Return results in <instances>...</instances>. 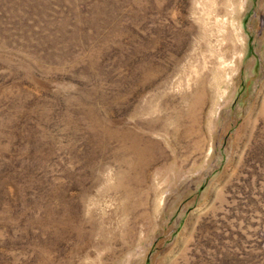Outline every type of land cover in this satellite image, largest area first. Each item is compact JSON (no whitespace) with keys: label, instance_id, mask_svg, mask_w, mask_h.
<instances>
[{"label":"rangeland","instance_id":"rangeland-1","mask_svg":"<svg viewBox=\"0 0 264 264\" xmlns=\"http://www.w3.org/2000/svg\"><path fill=\"white\" fill-rule=\"evenodd\" d=\"M0 264H264V0H0Z\"/></svg>","mask_w":264,"mask_h":264}]
</instances>
